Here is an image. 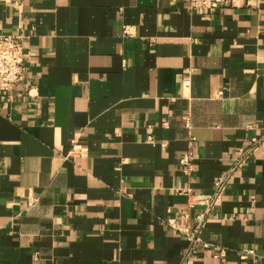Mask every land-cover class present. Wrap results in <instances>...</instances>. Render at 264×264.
Masks as SVG:
<instances>
[{"label":"crops","instance_id":"crops-1","mask_svg":"<svg viewBox=\"0 0 264 264\" xmlns=\"http://www.w3.org/2000/svg\"><path fill=\"white\" fill-rule=\"evenodd\" d=\"M0 33L24 66L0 95V264H180L181 189L251 139L188 264H264V0H0Z\"/></svg>","mask_w":264,"mask_h":264},{"label":"built area","instance_id":"built-area-1","mask_svg":"<svg viewBox=\"0 0 264 264\" xmlns=\"http://www.w3.org/2000/svg\"><path fill=\"white\" fill-rule=\"evenodd\" d=\"M186 2L189 10H214L231 6L236 0H186ZM22 55V35L20 33H0V95H7L22 77L24 70ZM30 89V85H26L28 93ZM184 123L188 127L189 123L186 116ZM191 140L192 137L189 135V145ZM258 142L257 139H251L246 147L238 150L231 165L213 178L210 192L192 193L189 189H181V193L183 192L186 196V203L183 208L177 210V214L184 219L185 223L192 220L193 225L192 227L187 226V224L175 227L188 243L187 251L180 264H188L190 255L202 243L200 234L210 212L219 203L227 182L235 170L246 161ZM189 145L178 157V163L184 174H188L192 166V153ZM191 210H193L192 214L190 213Z\"/></svg>","mask_w":264,"mask_h":264}]
</instances>
